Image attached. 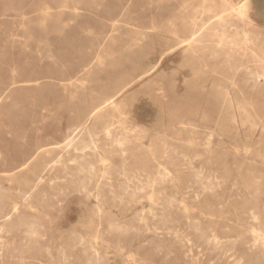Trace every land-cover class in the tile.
Returning <instances> with one entry per match:
<instances>
[{
	"label": "rangeland",
	"instance_id": "obj_1",
	"mask_svg": "<svg viewBox=\"0 0 264 264\" xmlns=\"http://www.w3.org/2000/svg\"><path fill=\"white\" fill-rule=\"evenodd\" d=\"M214 1L218 2V0ZM228 1L233 3L234 7L241 4L245 6L246 18L244 22H240L231 15L229 20L232 30L229 28L226 31L225 35L228 39L222 42L221 46L210 43L196 46L188 45L183 41L187 38V30L196 17H198V23L205 19V16L195 14L198 4H200L199 0H0V198L3 196L6 201L16 202L19 205V215L14 217L16 220L12 219L13 223L10 222V225L13 224L14 227L8 224L10 228L7 223L1 224L0 264H91L90 261L93 259L95 264H177L175 258L179 260L178 264H193L195 261L199 264H220L221 262H223L221 264H264V248L261 246L262 242L264 243V217H262L264 216V85H262L264 84V0H256V19H259L260 22L253 19L245 1ZM188 12L191 14L189 15ZM182 14L183 16H181ZM172 21H176L175 24ZM43 22L45 25L42 24ZM171 29L172 31H170ZM145 32L152 33V35H147ZM236 33L239 34L238 36L243 33L248 35L250 43L246 46L240 45L239 37H234ZM139 35L141 37L143 35V42L140 41ZM172 36L173 38H171ZM234 39L239 42V46L230 47L228 41H234ZM216 40L214 39V41ZM126 47L127 49H125ZM98 50L101 53H98ZM125 52L126 54H124ZM103 53L108 54L109 57ZM128 53L131 54L133 60L130 56L128 57ZM110 55L113 58H110ZM257 56L261 62L257 61ZM120 60L123 61L122 65ZM125 60L126 63H124ZM108 65L109 67H107ZM116 65L118 66L116 67ZM193 75L196 76L195 79ZM261 75H263L262 78L259 77ZM88 78L91 80L93 78V80ZM138 78L139 80H137ZM192 79L194 82L191 81ZM251 80L256 84H252ZM188 90L193 91L189 92ZM208 92L209 96L206 95ZM189 94L190 96H188ZM179 96L181 97L179 98ZM80 98L81 100H79ZM74 99L76 102H73ZM108 99H112L115 106V110H109L110 116L106 118L107 122L111 124L110 136L104 135L103 131L97 129L99 125L95 118L88 119L91 109ZM183 99L187 102L182 101ZM229 100L230 103H227ZM197 101H199L198 105H196ZM177 103L181 108L178 105L176 107ZM219 112L220 114L225 113L220 115ZM216 113L221 120L216 118L218 117ZM169 114H172L171 116L174 118ZM195 114L198 116L196 117ZM123 117L124 119H122ZM85 121H87V129L91 130V140L87 135H83L75 144L78 150L69 149L66 151L53 146V141L61 142L69 127ZM250 126H253V130H250L252 129ZM190 127L192 128L190 129ZM175 137L177 138L175 139ZM116 140L124 143L119 146ZM45 143H48L46 148L51 153L46 154L47 156L43 155V158L41 156L39 161L36 160L30 168L23 170L17 168L26 154ZM242 145L243 147H241ZM52 146L55 147L54 150ZM250 153L251 156H249ZM181 155L184 156V159ZM57 159V163H52ZM61 159L62 161H59ZM260 159L262 160L260 161ZM68 162L72 164L69 165ZM59 164L61 165L59 166ZM101 164L104 165L103 168ZM163 168L169 174L166 180L162 181ZM142 170L143 172L139 173ZM194 171L199 175H196ZM3 174L9 175L4 176ZM67 176L71 179L65 178ZM36 177L42 178V183L35 189L36 191H33L36 194L32 193L26 204L22 202L19 193L22 195L28 192L27 190L35 185ZM94 177H96L95 180ZM193 178H196V181ZM25 179L29 181L27 186ZM221 180L223 181L221 182ZM202 181L203 183H200ZM104 183L105 185H103ZM208 183L211 184L208 185ZM100 184L101 186L96 187ZM173 187H176V192ZM162 188L166 189L163 191ZM156 189L159 191L157 192ZM83 190H87L85 191L86 197ZM51 191L57 192V194H53ZM146 194L149 196L147 197ZM5 195H8L7 198ZM136 195H139L140 200ZM4 198L0 199L1 203H5L4 208L6 206L5 209H8V205L11 203L6 202ZM165 203H169L168 206ZM149 204L152 205L149 206ZM157 211L162 214H158ZM168 212L169 214H167ZM96 214L99 215L95 217ZM178 214L181 219L175 218ZM136 216L137 219H135ZM152 222L154 223L152 224ZM204 222L205 224H203ZM197 223L200 226H197ZM255 233H262L263 240L256 242L253 247L252 239ZM214 234L216 242L211 243V245L214 244L213 249L210 244L209 247H203L202 242L205 243V239L202 237L204 235L214 236ZM90 236L92 237L90 238ZM11 245L12 247H10ZM92 248L97 251L98 259L95 256L93 258ZM87 252L88 254H86ZM87 255L89 256L87 257Z\"/></svg>",
	"mask_w": 264,
	"mask_h": 264
},
{
	"label": "bare ground",
	"instance_id": "obj_2",
	"mask_svg": "<svg viewBox=\"0 0 264 264\" xmlns=\"http://www.w3.org/2000/svg\"><path fill=\"white\" fill-rule=\"evenodd\" d=\"M200 1V4H198V7H197V9H196V11H195V14L196 15H203V16H205V19H203V20H200V18H199V23L197 22V19H198V17H196V19L191 23V26L188 28V30H187V33H188V36H187V38L183 41V43H186V44H188V45H196V46H202L204 43L205 44H214L215 46H221L222 45V42H224L226 39H228V37H226V35H225V33H226V31L230 28H232V26L230 25V20H229V18L231 17V15H233V16H235L238 20H240V22H244V19L246 18V16H245V6H243L242 4L241 5H238V7H234V4L233 3H231L230 1H228V0H218V2H215L214 0H199ZM248 1V0H247ZM247 1H246V3H247ZM45 2V1H44ZM66 2V1H65ZM75 3V2H74ZM41 6V5H40ZM76 6V5H75ZM37 7V6H36ZM43 7V6H42ZM42 7H41V9H42ZM46 7V6H45ZM47 9H48V7H47ZM46 10V9H45ZM39 11V10H38ZM49 11V10H48ZM55 11H59V10H55ZM74 11V10H73ZM44 12H46V11H44ZM53 12V11H52ZM71 12V11H70ZM80 12V11H79ZM190 12V11H189ZM188 12V13H189ZM7 13V12H6ZM48 13H50V12H48ZM58 13V12H57ZM76 13V12H75ZM74 13V14H75ZM128 13V12H127ZM17 14V13H16ZM185 14H186V12H185ZM191 13H189V15H190ZM194 14V15H195ZM40 15V14H39ZM46 15V14H45ZM50 15V14H49ZM62 15V14H61ZM121 15V14H120ZM187 15V14H186ZM185 15V17H187ZM193 15V14H192ZM192 15H191V17H192ZM43 16V15H42ZM41 16V17H42ZM51 16V15H50ZM49 16V17H50ZM58 16V15H57ZM124 16V15H123ZM181 16H183V14L181 15ZM21 17V16H20ZM44 17H46V16H44ZM52 17V16H51ZM234 17V18H235ZM28 18V17H27ZM124 18H125V16H124ZM41 20H42V18H40ZM174 19V18H173ZM189 19V18H188ZM192 19V18H191ZM44 20H46V18H44ZM48 20V19H47ZM51 20V19H50ZM180 20H181V18H180ZM250 20V19H249ZM248 20V21H249ZM58 21V20H57ZM15 22V21H14ZM29 22V21H28ZM38 22H40V21H38ZM172 22H174V21H172ZM176 22V21H175ZM175 22H174V24H175ZM183 22V21H182ZM250 22H251V20H250ZM47 23V22H46ZM168 23V22H167ZM232 23H234V22H232ZM22 24V23H21ZM35 24H39V23H35ZM42 24H44V22L42 23ZM173 24V23H172ZM40 25V24H39ZM45 25V24H44ZM124 25V24H123ZM151 25V24H150ZM167 25V24H166ZM14 26V25H13ZM22 26V25H21ZM42 26V25H41ZM171 26V25H170ZM1 27V26H0ZM40 27V26H39ZM14 28V27H13ZM41 28V27H40ZM132 28V27H131ZM162 28H163V26H162ZM169 28V27H168ZM20 29V28H19ZM24 29V28H23ZM22 29V30H23ZM111 29H112V31H113V24L111 25ZM133 29V28H132ZM135 29V28H134ZM153 29V28H152ZM160 29V28H159ZM165 29H166V27H165ZM28 30V29H27ZM43 30V29H42ZM143 30V29H142ZM154 30V29H153ZM169 30V29H168ZM167 30V32L169 33V31ZM174 30V29H173ZM232 30V29H231ZM155 31V30H154ZM159 31H161V30H159ZM163 31V30H162ZM161 31V32H162ZM170 31H172V29L170 30ZM17 32V31H16ZM143 32H144V30H143ZM164 32V31H163ZM166 32V31H165ZM233 32V31H232ZM27 33H28V31H27ZM139 33H140V31H139ZM142 33V32H141ZM146 33V32H145ZM11 34V33H10ZM85 34V33H84ZM115 34V33H114ZM147 34V33H146ZM148 34L149 35H152V33L150 34L149 32H148ZM147 34V35H148ZM154 35V34H153ZM239 34L238 33H236L235 34V38H237V36H238ZM13 36V35H12ZM140 36V35H139ZM146 36V35H145ZM158 36V35H157ZM248 35H246V34H242L241 36H238L239 37V42H240V45H244V46H246L247 44H249L250 43V39L247 37ZM251 36V35H250ZM259 36V35H258ZM124 37V36H123ZM141 37V36H140ZM142 37H143V35H142ZM142 37L140 38V41H142ZM10 38H11V36H10ZM126 38V37H125ZM149 38V37H148ZM164 38V37H163ZM163 38H161V39H163ZM171 38H173V36L171 37ZM175 38V37H174ZM256 38H258V37H256ZM14 39H16V38H14ZM30 39H31V37H30ZM144 39V38H143ZM214 39H217L216 41H214ZM6 40V39H5ZM10 40V39H9ZM20 40V39H19ZM136 40V39H135ZM145 40V39H144ZM166 40V39H165ZM7 41V40H6ZM23 41V40H22ZM146 41H148L147 39H146ZM163 41H164V39H163ZM171 41V40H170ZM178 41H179V39H178ZM182 41V40H181ZM105 42V41H104ZM131 42H132V40H131ZM143 42V41H142ZM142 42H140V43H142ZM150 42V41H149ZM167 43H168V41H166ZM238 41H235V39H234V41H232V40H229L228 41V44H229V46L230 47H235V46H239L238 45V43H239ZM134 43V42H133ZM147 43V42H146ZM166 43V44H167ZM177 43H179V42H177ZM181 43V42H180ZM105 44V43H104ZM134 44H136V43H134ZM146 45V44H145ZM164 45V44H163ZM168 45V44H167ZM182 45H184V44H182ZM181 45V46H182ZM134 46V45H133ZM140 46V45H139ZM102 47H104V46H102ZM130 47H131V44H130ZM129 47V48H130ZM141 47V46H140ZM146 47V46H145ZM179 47V46H178ZM129 48H128V50H129ZM191 48V47H190ZM103 49V48H102ZM125 49H127V47L125 48ZM100 50H101V48H100ZM106 50V49H105ZM127 50V51H128ZM136 50V49H135ZM186 50V49H185ZM190 50H192V49H190ZM2 51V50H1ZM137 51V50H136ZM174 51V50H173ZM100 51L98 50V53H99ZM103 52V51H102ZM105 52V51H104ZM124 52V51H123ZM130 52H132L131 50H130ZM170 52V51H169ZM101 53V52H100ZM140 53H141V51H140ZM139 53V54H140ZM168 53V52H167ZM190 53H191V51H190ZM103 54H106V53H103ZM103 54H101V55H103ZM119 54V53H118ZM121 54H123V53H121ZM124 54H126V52L124 53ZM129 54V55H128ZM127 55H128V57L131 55L130 53H128ZM133 54V53H132ZM135 54V53H134ZM139 54H137V55H139ZM142 54V53H141ZM140 54V55H141ZM169 54V53H168ZM107 56H108V54H106ZM114 55V54H113ZM116 55V54H115ZM161 55V54H160ZM192 55V54H191ZM195 56H196V54H194ZM112 55H110V58H113V56L111 57ZM118 56V55H117ZM116 56V57H117ZM135 56V55H134ZM188 56V55H187ZM106 57V56H105ZM104 57V58H105ZM109 57V56H108ZM122 57V55L120 56V58ZM197 57V56H196ZM123 58H125L124 56H123ZM130 58H131V56H130ZM135 58V57H134ZM137 58V57H136ZM144 58V57H143ZM160 58H161V56H160ZM165 58V57H164ZM108 59V58H107ZM106 59V60H107ZM116 60H118L117 58H115ZM128 59V58H127ZM132 59V58H131ZM256 59H257V61H259V62H261V59L257 56L256 57ZM109 60V59H108ZM123 60V59H122ZM122 60H120V61H122ZM133 60V59H132ZM137 60V59H136ZM159 60V59H158ZM230 60H232V59H230ZM113 61H115V60H113ZM129 61V60H128ZM131 61V60H130ZM139 61V60H138ZM188 61V60H187ZM94 62V61H93ZM92 62V63H93ZM110 62V61H109ZM185 62V61H184ZM192 63H193V61H191ZM197 62H199V61H197ZM224 62H225V60H224ZM228 62V61H227ZM95 63V62H94ZM122 63H123V61L121 62V65H122ZM124 63H126V60H125V62ZM232 63V62H231ZM96 64H99V63H97L96 62ZM116 64V63H115ZM133 64V63H132ZM158 64H160V63H158ZM184 64V63H183ZM202 64V63H201ZM204 64V63H203ZM223 64V63H222ZM100 65V64H99ZM98 65V66H99ZM106 65V64H105ZM109 65H114V64H109ZM109 65L107 66V67H109ZM121 65H120V67H121ZM127 66H128V64H126ZM125 65V66H126ZM136 65H139L138 63H136ZM179 65V64H178ZM186 65V64H185ZM189 65V64H188ZM240 65V64H239ZM93 66H94V64H93ZM97 66V67H98ZM115 66V65H114ZM118 65H116V67H117ZM134 66V65H133ZM152 66V65H151ZM155 66V65H154ZM157 66V65H156ZM181 66H183V65H181ZM96 67V68H97ZM99 67H101V66H99ZM106 67V68H107ZM113 67V66H112ZM122 67H124V66H122ZM130 67V66H129ZM128 67V68H129ZM137 67V66H136ZM141 67V66H140ZM186 67V66H185ZM90 68V67H89ZM126 68V67H125ZM131 68V67H130ZM148 68V67H147ZM181 68V67H180ZM205 68V67H204ZM204 68H203V70H204ZM231 68V67H230ZM95 69V68H94ZM119 69H121V68H119ZM132 69V68H131ZM137 69H138V67H137ZM144 69V68H143ZM151 69V68H150ZM183 69V68H182ZM198 69V68H197ZM117 70V69H116ZM128 69H126V71H127ZM147 70V69H146ZM145 70V71H146ZM155 70V69H154ZM82 71V70H81ZM123 71H124V69H123ZM130 71V70H129ZM138 71V70H137ZM147 71H149V70H147ZM146 71V72H147ZM174 71H177V70H174ZM208 71V70H207ZM230 71V70H229ZM85 72V71H84ZM111 72H112V69H111ZM119 72V71H118ZM125 72V71H124ZM133 72H134V70H133ZM145 72V73H146ZM162 72V71H161ZM173 72V71H172ZM196 72V71H195ZM199 72H200V69H199ZM198 72V73H199ZM86 73V72H85ZM103 73V72H102ZM115 73V72H114ZM120 73V72H119ZM126 73V72H125ZM127 73H129L128 71H127ZM135 73V72H134ZM144 73V74H145ZM174 73V72H173ZM177 73V72H176ZM104 74V73H103ZM120 74H122V73H120ZM130 74V73H129ZM136 74V73H135ZM143 74V73H142ZM171 74V73H170ZM255 74H256V71H255ZM98 75V74H97ZM100 75H102V74H100ZM140 75V74H139ZM139 75H137V76H139ZM201 75V74H200ZM214 75V74H213ZM245 75H248V74H245ZM95 76H96V74H95ZM99 76V75H98ZM146 76V75H145ZM174 77H176L175 75H173ZM205 76V75H204ZM256 76H258L257 74H256ZM76 77H78V76H76ZM122 77V76H121ZM129 77V76H128ZM127 77V78H128ZM166 77V76H165ZM164 77V78H165ZM173 77V78H174ZM193 77H194V79H195V75H193ZM217 77H219V76H217ZM260 78H262L263 77V75H261V76H259ZM168 78V77H167ZM172 78V79H173ZM210 78V77H209ZM87 79V78H86ZM89 79V78H88ZM129 79H131L132 80V78H129ZM141 79V78H140ZM190 79V78H189ZM189 79H188V81H189ZM197 79V78H196ZM89 80H91V79H89ZM88 80V81H89ZM92 80H93V78H92ZM91 80V81H92ZM137 80H139V78L137 79ZM167 80V79H166ZM169 80V79H168ZM97 81H98V79H97ZM97 81H94V82H97ZM100 81V80H99ZM116 81H117V79H116ZM172 81V80H171ZM192 82H194V80L192 79L191 80ZM216 81V80H215ZM225 81V80H224ZM244 81V80H243ZM247 81V80H246ZM252 81V80H251ZM72 82V81H71ZM73 82H74V80H73ZM93 82V83H94ZM173 82H174V79H173ZM176 82V81H175ZM183 82V81H182ZM218 82V81H217ZM216 82V84H218ZM233 82V81H232ZM261 82H263L262 80H261ZM81 83V82H80ZM87 83V82H86ZM105 83V82H104ZM212 83V82H211ZM219 83H220V81H219ZM253 83H255V82H253L252 81V84ZM257 83H258V79H257ZM35 84V83H34ZM91 84V83H90ZM98 84V83H97ZM103 84V83H102ZM117 84V83H116ZM175 84V83H174ZM183 84V83H182ZM186 84V83H185ZM184 84V85H185ZM189 84V83H188ZM215 84V86H217ZM225 84V83H224ZM256 84V83H255ZM254 84V85H255ZM262 84V83H261ZM87 85H88V83H87ZM86 85V86H87ZM94 85H95V83H94ZM104 85V84H103ZM195 85V84H194ZM262 85H264V84H262ZM83 86V85H82ZM91 86V85H90ZM98 86V85H97ZM124 86V85H123ZM183 86V85H182ZM192 86V85H191ZM190 86V87H191ZM197 86H199V85H197ZM201 86V85H200ZM212 86H213V84H212ZM230 86V85H229ZM234 86V85H233ZM69 87H70V85H69ZM172 87H173V85H172ZM175 87V86H174ZM184 87V86H183ZM189 87V88H190ZM206 87V86H205ZM205 87H203V88H205ZM87 88H88V86H87ZM98 88H100V87H98ZM170 88V87H169ZM192 88H193V86H192ZM195 88V87H194ZM213 88V87H212ZM217 88V87H216ZM220 88V87H219ZM230 88H232V87H230ZM95 89H97V88H95ZM101 89V88H100ZM108 89H109V87H108ZM118 89V88H117ZM196 89V88H195ZM194 89V90H195ZM199 89V88H198ZM201 89V88H200ZM208 89H209V87H208ZM227 89V88H226ZM254 89V88H253ZM76 90V89H75ZM78 90H79V87H78ZM80 90H81V88H80ZM84 90V89H83ZM82 90V91H83ZM90 90V89H89ZM126 90V89H125ZM172 90V89H171ZM186 90V89H185ZM221 90V89H220ZM225 90V89H224ZM233 90V89H232ZM82 91H80L81 93H82ZM85 91V90H84ZM105 91V90H104ZM122 91H124V90H122ZM189 91V90H188ZM190 91H193V90H190ZM189 91V92H190ZM198 91V90H197ZM208 91V90H207ZM217 91H219V90H217ZM223 91V90H222ZM231 91V90H230ZM237 91H239V90H237ZM236 91V92H237ZM264 91V90H263ZM92 92V91H91ZM173 92H175L174 91V89H173ZM210 92V91H209ZM209 92L206 94V95H208L209 94ZM234 92V91H233ZM81 93H80V95H81ZM84 93V92H83ZM95 93V92H94ZM171 93V92H170ZM199 93V92H198ZM219 94H221L220 92H218ZM79 94V93H78ZM92 94V93H91ZM120 94V93H119ZM118 94V95H119ZM175 94V93H174ZM183 94H186V93H184L183 92ZM205 94V93H204ZM215 94V93H214ZM225 94V93H224ZM227 94H228V92H227ZM76 95V94H75ZM80 95H78V96H80ZM191 95H194V94H192L191 93ZM222 95H223V92H222ZM226 95V94H225ZM85 96V95H84ZM188 96H190V94L188 95ZM188 96H187V98H188ZM199 96V95H198ZM201 96V95H200ZM202 96H205V95H202ZM209 96V95H208ZM213 96V95H212ZM81 97V96H80ZM110 97V96H109ZM176 97V96H175ZM175 97H174V99H175ZM181 96H179V98H180ZM196 97V96H195ZM194 97V98H195ZM206 97V96H205ZM214 97V96H213ZM217 97V96H216ZM219 97V96H218ZM217 97V98H218ZM224 97V96H223ZM228 97V96H227ZM226 97V98H227ZM74 98V97H73ZM77 98V97H76ZM75 98V99H76ZM82 98V97H81ZM81 98L79 99V100H81ZM104 98V97H103ZM178 98V99H179ZM183 98V97H182ZM185 98V97H184ZM191 98V97H190ZM198 98V97H197ZM203 98V97H202ZM75 99L73 100V102L75 101ZM107 99V98H106ZM164 99V98H163ZM199 99H200V97H199ZM199 99H197V100H199ZM211 99H213V98H211ZM229 99V98H228ZM227 99V100H228ZM77 100V99H76ZM85 100V99H84ZM177 100V99H176ZM191 100V99H190ZM202 100V99H201ZM216 100V99H215ZM241 100V99H240ZM83 101V100H82ZM86 101V100H85ZM165 101V100H164ZM182 101H184V99L182 100ZM186 101V100H185ZM184 101V102H185ZM194 101H195V99H194ZM194 101H192V102H194ZM205 101H207L208 102V100H205ZM221 101V100H220ZM242 101V100H241ZM76 102V101H75ZM78 102V101H77ZM97 102V101H96ZM178 103H179V100L177 101ZM187 102V101H186ZM185 102V103H186ZM198 102L199 101H197V104L196 105H198ZM202 102V101H201ZM200 102V103H201ZM214 102V101H213ZM218 102H219V100H218ZM224 102V101H223ZM244 102V101H243ZM81 103V102H80ZM86 103V102H85ZM178 103L176 104V107H177V105H178ZM184 103V104H185ZM189 103V102H188ZM215 103V102H214ZM222 103V102H221ZM227 103H230V100H229V102H227ZM226 103V104H227ZM235 103V102H234ZM75 104H77V103H75ZM98 104V103H97ZM183 104V105H184ZM193 104V103H192ZM209 104H210V102H209ZM208 104V105H209ZM219 104V103H218ZM244 104V103H243ZM80 105V104H79ZM83 105H85L86 106V104H83ZM206 105H207V103H206ZM207 105V106H208ZM220 105V104H219ZM240 105V104H239ZM248 105V104H247ZM251 105V104H250ZM69 106H70V104H69ZM78 106V105H77ZM76 106V107H77ZM179 106V105H178ZM204 106V105H203ZM217 106V105H216ZM231 106V105H230ZM233 106V105H232ZM246 106V105H245ZM82 107V106H81ZM173 107V106H172ZM171 107V108H172ZM180 107V106H179ZM178 107V108H179ZM208 107H210V106H208ZM229 107V106H228ZM85 108V107H84ZM181 108V107H180ZM184 108H185V106H184ZM197 108V107H196ZM202 108H204V107H202ZM218 108H219V106H218ZM224 108H225V106H224ZM227 108V107H226ZM248 108V107H247ZM86 109V108H85ZM113 109L115 110V106L113 105V102H112V99H108V100H105V101H103V102H101L100 104H98V105H96V106H94L92 109H91V111L89 112V117H88V119H91V118H95L96 120H97V122H98V127H97V129L99 128V131H103V133H104V135H106V136H110L109 134H110V131H111V124H109L108 122H107V120H106V118L108 117V116H110V114H109V110H111V111H113ZM170 109V108H169ZM192 109H194V108H192ZM206 109V108H205ZM217 109V108H216ZM215 109V110H216ZM60 110V109H59ZM79 110V109H78ZM82 110H83V108H82ZM172 110H173V108H172ZM179 111H180V109H178ZM186 110V109H185ZM199 110V109H198ZM209 110V109H208ZM221 110H222V108H221ZM241 110H243V109H241ZM61 111V110H60ZM70 111V110H69ZM170 111H171V109H170ZM177 111V110H176ZM175 111V112H176ZM178 111V113H180ZM204 111V110H203ZM210 111V110H209ZM222 111H224V110H222ZM233 111V110H232ZM231 111V112H232ZM77 112V111H76ZM80 112V111H79ZM117 112V111H116ZM160 112H162V111H160ZM196 112V111H195ZM199 112V111H198ZM205 112V111H204ZM211 112V111H210ZM237 112V111H236ZM83 113V112H82ZM186 113V112H185ZM197 113V112H196ZM207 113V112H206ZM205 113V114H206ZM218 113V112H217ZM216 113V114H217ZM225 113V112H224ZM224 113H222V114H224ZM254 113V112H253ZM116 114V113H115ZM119 114V113H118ZM163 114V113H162ZM173 114V113H172ZM171 114V115H172ZM198 114V113H197ZM208 114V113H207ZM219 114H220V112H219ZM222 114H220V115H222ZM255 114V113H254ZM254 114H252V115H254ZM80 115V114H79ZM83 115V114H82ZM170 115V114H169ZM170 115V116H171ZM175 115H176V113H175ZM187 115V114H186ZM193 115V114H192ZM196 115V114H195ZM203 115V114H202ZM201 115V116H202ZM218 115V114H217ZM174 116V115H173ZM178 116V115H177ZM198 115H196V117H197ZM204 116V115H203ZM226 116V115H225ZM230 116V115H229ZM228 116V117H229ZM234 116V115H233ZM172 117V116H171ZM180 117V116H179ZM185 117V116H184ZM192 117V116H191ZM231 117V116H230ZM255 117V116H254ZM86 118V117H85ZM172 118H174V117H172ZM188 118V117H187ZM211 118V117H210ZM217 119H219L220 117H219V115H218V117H216ZM122 119H124V117L122 118ZM178 119V118H177ZM206 119V118H205ZM204 119V120H205ZM232 119V118H231ZM233 119H235V118H233ZM79 120V119H78ZM115 120V119H114ZM162 121V119H159V121ZM174 120V119H173ZM176 120V119H175ZM179 120V119H178ZM181 120V119H180ZM183 120V119H182ZM209 120V119H208ZM211 120V119H210ZM220 120H221V118H220ZM219 120V121H220ZM80 121V120H79ZM117 121V120H116ZM119 121V120H118ZM199 121V120H198ZM234 121V120H233ZM86 122L87 121H85L84 123H76L75 125H73V126H71V127H69L68 128V130L65 132V134H64V136H63V138H62V140H61V142H54L53 141V146L55 145V147L57 146V147H60L62 150H69V149H74V150H78L77 148H76V146H75V144H76V142L77 141H79L80 140V138L81 137H83V135L84 136H88V138H90V140H91V133H90V131L91 130H88L87 129V126H86ZM182 122H184V121H182ZM200 122V121H199ZM203 122V121H202ZM212 122V121H211ZM181 123V122H180ZM233 123H235V122H233ZM253 123V122H252ZM200 124H201V122H200ZM216 124H217V122H216ZM236 124V123H235ZM244 124V123H243ZM261 124H262V122H261ZM225 125V124H224ZM250 125V124H249ZM126 126H128V125H126ZM158 126V125H157ZM162 126H163V124H162ZM167 126V125H166ZM181 126V125H180ZM240 126V125H239ZM253 126H254V123H253ZM253 126L251 127L252 129H250V130H253ZM262 126V125H261ZM178 127V126H177ZM183 127V126H182ZM214 127H215V124H214ZM223 127V126H222ZM241 127H243V126H241ZM92 128V127H91ZM170 128V127H169ZM185 128V127H184ZM183 128V129H184ZM192 127H190V129H191ZM240 128V127H239ZM255 129H256V127H254ZM181 130H183L182 128H180ZM218 129L220 130V128L218 127ZM130 130V129H129ZM200 130V129H199ZM261 130V129H260ZM117 131V130H116ZM120 131V130H119ZM176 131V130H175ZM190 131V130H189ZM263 131V130H262ZM124 132V131H123ZM207 132H209V131H207ZM238 132V131H237ZM241 132H243V131H241ZM253 132V131H252ZM117 133V132H116ZM132 133V132H131ZM152 133H154V132H152ZM179 133V132H178ZM189 133V132H188ZM212 133V132H211ZM248 133H250V132H248ZM118 134V133H117ZM137 134V133H136ZM145 134V133H144ZM194 134V133H193ZM238 134V133H237ZM244 134V133H243ZM247 134V133H246ZM263 134H264V132H263ZM132 135V134H131ZM250 135V134H249ZM248 135V136H249ZM261 135H262V133H261ZM95 136V135H94ZM126 136V135H125ZM146 136V135H145ZM178 136V135H177ZM186 136H188V135H186ZM190 136V135H189ZM238 136V135H237ZM252 136V135H251ZM116 137H118V136H116ZM132 137V136H131ZM191 137V136H190ZM197 137V136H196ZM211 137V136H210ZM259 137V136H258ZM262 137V136H261ZM87 138V137H86ZM93 138H95V137H93ZM107 138V137H106ZM134 138V137H133ZM138 138V137H137ZM136 138V139H137ZM177 137H175V139H176ZM186 138V137H185ZM189 138V137H188ZM212 138V137H211ZM218 138V137H217ZM237 138V137H236ZM97 139V138H96ZM95 139V140H96ZM140 139V138H139ZM143 139V138H142ZM142 139H140V140H142ZM198 139V138H197ZM219 139V138H218ZM252 139V138H251ZM125 140H127V139H125ZM139 140V141H140ZM144 140V139H143ZM150 140V139H149ZM185 140H187V138L185 139ZM211 140V139H210ZM246 141H247V139H245ZM244 140V141H245ZM249 140V139H248ZM261 140V139H260ZM122 141V140H121ZM250 141V140H249ZM262 141H263V139H262ZM140 142H142V141H140ZM144 142V141H143ZM164 142V141H163ZM188 142V141H187ZM250 142H252V141H250ZM254 142H255V140H254ZM259 142H261V141H259ZM259 142H257V143H259ZM116 143L119 145V146H121L120 144H122V143H124V142H120V141H117L116 140ZM153 143V142H152ZM188 143H190V142H188ZM207 143V142H206ZM257 143H255L256 145H257ZM263 143H264V141H263ZM116 144V145H117ZM147 144H150V143H147ZM162 144V143H161ZM186 144V143H185ZM243 144V143H242ZM250 144V143H249ZM59 145V146H58ZM90 145H92V144H90ZM151 145V144H150ZM187 145V144H186ZM262 145V144H261ZM48 146V143H45V144H43V145H39V146H37L36 148H34V150H32L30 153H28V154H26L25 155V158L23 159V161H22V163L17 167V168H19L20 170H23V169H27V168H30L31 167V165L36 161V160H38L39 161V158L42 156V158H43V155H46V154H49V153H51V151L50 150H48V148H46ZM52 146V147H53ZM93 146V145H92ZM91 146V147H92ZM189 146V145H188ZM255 146V145H254ZM55 147H53V150H54V148ZM56 147V148H57ZM94 147V146H93ZM117 147V146H116ZM134 147V146H133ZM241 147H243V145L241 146ZM247 147H248V145H247ZM261 147V146H260ZM264 147V146H263ZM119 149H120V147H118ZM123 148V147H122ZM144 148H146V147H144ZM164 148V147H163ZM215 148V147H214ZM51 149V148H50ZM58 149V148H57ZM93 149V148H92ZM110 149V148H109ZM149 149H151V148H149ZM148 149V150H149ZM170 149V148H169ZM208 149V148H207ZM219 149V148H218ZM232 149V148H231ZM234 149V148H233ZM243 149V148H242ZM256 149V148H255ZM259 149V148H258ZM257 149V150H258ZM263 149V148H262ZM87 150V149H86ZM163 150V149H162ZM171 150V149H170ZM247 150V149H246ZM254 150V149H253ZM94 151V150H93ZM97 151V150H96ZM96 151H94V152H96ZM164 151V150H163ZM172 151V150H171ZM240 151V150H239ZM241 151H244V150H241ZM261 151V150H260ZM91 152V151H90ZM93 152V153H94ZM144 152H145V150H144ZM179 153H180V150L178 151ZM178 152H177V154H178ZM232 152H234V151H232ZM249 152V151H248ZM73 153V152H72ZM173 153V152H172ZM211 153V152H210ZM237 153V152H236ZM242 153V152H241ZM259 153V152H258ZM82 154V153H81ZM96 154V153H95ZM122 155H123V152H122ZM142 155H143V153H142ZM152 155V154H151ZM210 155V154H209ZM246 155V154H245ZM245 155H244V157H245ZM256 155H258L257 153H256ZM47 156V155H46ZM156 156V155H155ZM182 156V155H181ZM249 156H251V153L249 154ZM248 156V157H249ZM94 157V156H93ZM100 157V156H99ZM104 157V156H103ZM125 157V156H124ZM178 157V156H177ZM180 157V156H179ZM183 158L182 159H184V156H182ZM253 157V156H252ZM256 157V156H255ZM254 157V158H255ZM59 158V157H58ZM100 158H102V157H100ZM140 158H141V156H140ZM257 158V157H256ZM54 159V158H53ZM192 159V158H191ZM263 159V158H262ZM262 159H260V161L262 160ZM152 160V159H151ZM189 160V159H188ZM257 160V159H256ZM59 161H62V159L61 160H59ZM68 161V160H67ZM99 161H100V159H99ZM157 161V160H156ZM155 161V162H156ZM160 161V160H159ZM58 162V159L57 160H54V161H52V163H57ZM80 162H81V160H80ZM79 162V163H80ZM106 162H108V161H106ZM124 162V161H123ZM154 162V161H153ZM170 162V161H169ZM263 162V161H262ZM63 163V162H62ZM99 163V162H98ZM105 163V162H104ZM126 163V162H125ZM189 164H191L190 162H188ZM68 164L70 165V164H72V163H69L68 162ZM107 164V163H106ZM154 164H156V163H154ZM233 164V163H232ZM61 164H59V166H60ZM99 165V164H98ZM125 165V164H124ZM64 166V165H63ZM74 166V165H73ZM101 166H102V164H101ZM104 166V165H103ZM103 166H102V168H103ZM50 167V166H49ZM78 167V166H77ZM190 167V166H189ZM232 167V166H231ZM46 168H48V167H46ZM53 168V167H52ZM61 168V167H60ZM107 168V167H106ZM122 168V167H121ZM159 168H162V167H159ZM175 168V167H174ZM183 168V167H182ZM18 169V170H19ZM41 169V168H40ZM66 169V168H65ZM118 169H120V168H118ZM177 169V168H176ZM179 169V168H178ZM184 169V168H183ZM199 170H201L200 168H198ZM211 169V168H210ZM235 169V168H234ZM13 170V169H12ZM46 170V169H45ZM158 170V169H157ZM190 170V169H189ZM195 170V169H194ZM233 170V169H232ZM11 171V170H10ZM90 171H92V170H90ZM120 171V170H119ZM136 171V170H135ZM159 171V170H158ZM163 171H164V173H163V176H162V181L163 180H166V177H167V175L169 174L168 172H167V170L165 169V168H163ZM45 172V171H44ZM88 172V171H87ZM116 172H117V170H116ZM121 172V171H120ZM123 172V171H122ZM143 172V170L141 171V172H139V173H142ZM187 172V171H186ZM195 172V171H194ZM199 172V171H198ZM210 172V171H209ZM77 173H79V172H77ZM94 173V172H93ZM136 173V172H135ZM189 173H191V172H189ZM196 173V172H195ZM10 174V173H9ZM9 174H5V175H9ZM46 174V173H45ZM72 174H73V171H72ZM75 174V173H74ZM92 174V173H91ZM101 174V173H100ZM160 174H162V173H160ZM175 174H176V172H175ZM215 174V173H214ZM4 175V174H3ZM4 175V176H5ZM50 175V174H49ZM84 175V174H83ZM94 175H95V173H94ZM145 175V174H144ZM171 175V174H170ZM173 175V174H172ZM196 175H199V174H197L196 173ZM209 175V174H208ZM207 175V176H208ZM210 175H212L211 173H210ZM210 175H209V177H210ZM261 175V174H260ZM41 176H42V174H41ZM82 176V175H81ZM85 176V175H84ZM101 176H102V174H101ZM104 176V175H103ZM153 176V175H152ZM177 176V175H176ZM195 176V175H194ZM203 176V175H202ZM238 176V175H237ZM14 177H16V176H14ZM106 177H108V176H106ZM154 177V176H153ZM157 177V176H156ZM155 177V178H156ZM170 177V176H169ZM19 178V177H18ZM65 178H68V179H71V178H69L68 176L67 177H65ZM77 178H79L78 176H77ZM91 178V177H90ZM95 178L96 177H94V180H95ZM141 178V177H140ZM148 178H149V176H148ZM173 178V177H172ZM174 178H175V176H174ZM191 178V177H190ZM214 178V177H213ZM88 179V178H87ZM99 179V178H98ZM109 179H110V177H109ZM120 179V178H119ZM134 179V178H133ZM146 179V178H145ZM153 179V178H152ZM158 179H160V177L158 176ZM194 179V178H193ZM198 179V178H197ZM241 179V178H240ZM11 180H12V177H11ZM13 180H15V179H13ZM75 180H76V178H75ZM121 180H123V179H121ZM130 180V179H129ZM143 180V179H142ZM169 180V179H168ZM170 180H171V178H170ZM176 180V179H175ZM178 180V179H177ZM195 181H196V178L194 179ZM212 180V179H211ZM210 180V181H211ZM214 180V179H213ZM232 180V179H231ZM71 181V180H70ZM87 181V180H86ZM92 181V180H91ZM90 181V182H91ZM107 181V180H106ZM116 181V180H115ZM140 181V180H139ZM161 181V182H162ZM174 181V180H173ZM172 181V182H173ZM198 181V180H197ZM203 181H204V178H203ZM203 181L202 182H200V183H203ZM223 180H221V182H222ZM62 182V181H61ZM72 182V181H71ZM71 182H69V183H71ZM80 182H81V180H80ZM108 182V181H107ZM117 182V181H116ZM134 182V181H133ZM138 182V181H137ZM136 182V183H137ZM147 182V181H146ZM29 183V181L28 180H26L25 179V184H26V186H27V184ZM41 183H42V178H40V177H36V179H35V185H33L30 189H28L27 191L28 192H26V193H24V194H20L19 193V197H21V200H22V202H24V203H26L27 202V200L31 197L30 195L33 193V191H36L35 189L39 186V185H41ZM56 183V182H55ZM58 183V182H57ZM56 183V184H57ZM64 183V182H63ZM62 183V184H63ZM98 183V182H97ZM110 183V182H109ZM123 183V182H122ZM126 183V182H125ZM157 183V182H156ZM218 183V182H217ZM239 183H240V181H239ZM50 184V183H49ZM52 184V183H51ZM82 184V183H81ZM85 184V183H84ZM89 184V183H88ZM87 184V185H88ZM126 184H128V182L126 183ZM145 184V183H144ZM162 184V183H161ZM165 184V183H164ZM171 184V183H170ZM173 184V183H172ZM193 184H194V181H193ZM199 184V183H198ZM197 184V185H198ZM209 184H211V183H208V185ZM223 184V183H222ZM54 185V184H53ZM59 185H60V183H59ZM66 185V184H65ZM76 185H78V184H76ZM80 185V184H79ZM103 185H105V183L103 184ZM106 185H107V183H106ZM108 185H110V184H108ZM124 185V184H123ZM167 185H169V184H167ZM174 185V184H173ZM46 186V185H45ZM48 186V185H47ZM52 186V185H51ZM83 186V185H82ZM81 186V187H82ZM98 186H101V184L100 185H97L96 187H98ZM122 186V185H121ZM159 186V185H158ZM166 186V185H165ZM193 186V185H192ZM215 186V185H214ZM224 186V185H223ZM222 186V187H223ZM23 187V186H22ZM29 187V186H28ZM40 187V186H39ZM71 187H73V186H71ZM77 187V186H76ZM89 187V186H88ZM87 187V188H88ZM123 187V186H122ZM138 187H141V186H138ZM149 187H151V186H149ZM154 187V186H153ZM177 187H179V186H177ZM194 187V186H193ZM196 187V186H195ZM199 187H200V184H199ZM209 187V186H208ZM216 187V186H215ZM221 187V188H222ZM49 188V187H48ZM54 188V187H53ZM152 188V187H151ZM151 188H149V189H151ZM156 188V187H155ZM174 188V187H173ZM176 188V187H175ZM175 188H174V191L176 192V190H175ZM202 188H203V186H202ZM214 188V187H213ZM226 188V187H225ZM18 189V188H17ZM65 189V188H64ZM98 189V188H97ZM103 189H104V187H103ZM105 189H106V187H105ZM108 189H110V188H108ZM107 189V190H108ZM166 189V188H165ZM164 189V190H165ZM218 189H219V186H218ZM232 189V188H231ZM25 190H26V188H25ZM53 190V189H52ZM99 190V189H98ZM111 190V189H110ZM122 191H123V188L121 189ZM120 190V191H121ZM152 190V189H151ZM157 190V189H156ZM162 190H163V188H162ZM163 190V191H164ZM169 190V189H168ZM187 190V189H186ZM189 190H190V188H189ZM201 190V189H200ZM200 190H198V191H200ZM204 190V189H203ZM220 190V189H219ZM8 191V190H7ZM48 191H50V189H48ZM62 191V190H61ZM66 192H67V190H65ZM73 191V190H72ZM84 192V195H85V191H87V190H83ZM125 191V190H124ZM129 191V190H128ZM147 191H149V190H147ZM153 191H155L154 189H153ZM152 191V192H153ZM159 191V189L157 190V192ZM188 191V190H187ZM195 191H197V190H195ZM205 191H207V190H205ZM1 192V191H0ZM9 192V191H8ZM7 192V193H8ZM52 192V191H51ZM74 192V191H73ZM102 192V191H101ZM112 192V191H111ZM140 192V191H139ZM138 192V193H139ZM151 192V191H150ZM161 192V191H160ZM169 192V191H168ZM174 192V193H175ZM211 192V191H210ZM209 192V193H210ZM23 193V192H22ZM53 194L54 193H56L57 194V192H52ZM62 193H63V191H62ZM78 193V192H77ZM125 193V192H124ZM135 193H136V191H135ZM146 193V192H145ZM165 193V192H164ZM170 194H171V192H169ZM194 193V192H193ZM198 193V192H197ZM239 193V192H238ZM258 193V192H257ZM262 193V192H261ZM3 194H5L4 192H3ZM9 194H10V192H9ZM11 194H12V192H11ZM34 194V193H33ZM36 194V193H35ZM34 194V195H35ZM38 194V193H37ZM74 195H75V193H73ZM78 194H80V193H78ZM82 194V193H81ZM122 194V193H121ZM126 194V193H125ZM124 194V195H125ZM153 194V193H152ZM151 194V195H152ZM190 194H192V193H190ZM263 194V193H262ZM42 195H44V194H42ZM77 195V194H76ZM103 195V194H102ZM111 195V194H110ZM141 196L143 195V194H140ZM147 195V194H146ZM160 195V194H159ZM164 195V194H163ZM180 195V194H179ZM195 195V194H194ZM203 195V194H202ZM248 195V194H247ZM2 196V195H1ZM6 196V198H7V196L8 195H5ZM47 196H48V194H47ZM92 196V195H91ZM137 196V198L139 197V195H136ZM149 195H147V197H148ZM157 196V195H156ZM155 196V197H156ZM172 196V195H171ZM176 196V195H175ZM178 196V195H177ZM197 196H199V195H197ZM215 196H216V194H215ZM52 197V196H51ZM58 197V196H57ZM85 197H86V195H85ZM117 197H118V195H117ZM131 197V196H130ZM151 197V196H150ZM154 197V196H153ZM153 197H152V199H153ZM160 197H162V196H160ZM165 197V196H164ZM178 197H180V196H178ZM1 198H4L3 196L1 197ZM0 198V199H1ZM13 198V197H12ZM53 198H55V197H53ZM103 198V197H102ZM120 198V197H119ZM157 198H159V197H157ZM187 198V197H186ZM194 198H197V197H194ZM32 199V198H31ZM49 199V198H48ZM84 199H86V198H84ZM100 199V198H99ZM155 199V198H154ZM169 199V198H168ZM180 199V198H179ZM4 200L6 201V199L4 198ZM9 200V199H8ZM15 200H16V198H15ZM40 200V199H39ZM45 200V199H44ZM52 200V199H51ZM56 200V199H55ZM54 200V201H55ZM87 200H89L88 198H87ZM94 200H96V199H94ZM98 200V199H97ZM133 200H134V198H133ZM138 200H140L139 198H138ZM137 200V201H138ZM166 200V199H165ZM171 200V199H170ZM177 200V199H176ZM182 200V199H181ZM191 200V199H190ZM198 200V199H197ZM222 200V199H221ZM239 200V199H238ZM1 201L2 200H0V230L2 229V227H1V224L3 223V224H5V223H7V225L9 224L10 225V222H12V219L18 214L19 215V205L16 203V202H12L11 203V201L10 202H8V201H6V202H8V203H11L10 205H8V209H5L6 208V206H5V208H4V204L5 203H1ZM17 201V200H16ZM35 201V200H34ZM86 201V200H85ZM99 201V200H98ZM102 201V200H101ZM135 201V200H134ZM142 201H145V200H142ZM172 201V200H171ZM174 201V200H173ZM172 201V202H173ZM199 201V200H198ZM197 201V202H198ZM241 201V200H240ZM31 202V201H30ZM49 202H51L50 200H49ZM88 202V201H87ZM124 202V201H123ZM125 202H126V200H125ZM155 202H156V200H155ZM165 202H167V201H165ZM169 202V201H168ZM175 202V201H174ZM181 202V201H180ZM182 202H183V200H182ZM196 202V201H195ZM227 202V201H226ZM38 203V202H37ZM44 203V202H43ZM101 203V202H100ZM137 203H139V202H137ZM143 203V202H142ZM158 203V202H157ZM160 203V202H159ZM158 203V204H159ZM170 203V202H169ZM168 203V204H169ZM188 203V202H187ZM194 203V202H193ZM27 204V203H26ZM42 204V203H41ZM62 204V203H61ZM121 204V203H120ZM128 204V203H127ZM153 204V203H152ZM152 204H149V206L150 205H152ZM165 204H167V203H165ZM164 204V205H165ZM168 204H167V206H168ZM184 204V203H183ZM186 204V203H185ZM189 204V203H188ZM187 204V205H188ZM227 204V203H226ZM225 204V205H226ZM6 205V204H5ZM29 205V204H28ZM58 205V204H57ZM102 205H104V204H102ZM139 205V204H138ZM171 205V204H170ZM181 205V204H180ZM262 205V204H261ZM23 206V205H22ZM27 206V205H26ZM60 206V205H59ZM96 206V205H95ZM101 206V205H100ZM126 206H129V205H126ZM125 206V207H126ZM140 206H142V205H140ZM154 207H155V205H153ZM172 206H174V205H172ZM179 206V205H178ZM184 206V205H183ZM32 207V206H31ZM97 207V206H96ZM102 207V206H101ZM123 207V206H122ZM152 207V206H151ZM164 207V206H163ZM171 207V206H170ZM186 207V206H185ZM192 207V206H191ZM207 207V206H206ZM219 207V206H218ZM224 207V206H223ZM226 207V206H225ZM262 207V206H261ZM25 208V207H24ZM39 208V207H38ZM112 208V207H111ZM110 208V209H111ZM137 208V207H136ZM142 208H144L143 206H142ZM160 208V207H159ZM184 208V207H183ZM28 209V208H27ZM26 209V210H27ZM41 209V208H40ZM98 209V208H97ZM114 209V208H113ZM162 209V208H161ZM164 209V208H163ZM172 209V208H171ZM176 209V208H175ZM246 209V208H245ZM105 210V209H104ZM133 210H134V208H133ZM165 210V209H164ZM173 210V209H172ZM185 210V209H184ZM187 210H189V209H187ZM34 211V210H33ZM96 211V210H95ZM103 211V210H102ZM106 211V210H105ZM170 211V210H169ZM177 211V210H176ZM195 211V210H194ZM35 212V211H34ZM117 212V211H116ZM153 212V211H152ZM166 212V211H165ZM179 212V211H178ZM182 212V211H181ZM180 212V213H181ZM191 212V211H190ZM196 212V211H195ZM194 212V213H195ZM199 212V211H198ZM226 212H228V211H226ZM234 212V211H233ZM250 212V211H249ZM248 212V213H249ZM257 212V211H256ZM36 213V212H35ZM157 213L158 214H162V213H159L158 211H157ZM255 213V212H254ZM21 214V213H20ZM103 214V213H102ZM141 214V213H140ZM149 214H150V212H149ZM167 214H169V212L167 213ZM171 214V213H170ZM191 214H192V212H191ZM202 214V213H201ZM222 214V213H221ZM251 214V213H250ZM94 215V214H93ZM99 215V214H98ZM97 214H96V216L95 217H97L98 216ZM100 215H101V213H100ZM142 215V214H141ZM172 215H174V214H172ZM181 215V214H180ZM186 215V214H185ZM200 215V214H199ZM212 215V214H211ZM28 216V215H27ZM143 216H145V215H143ZM146 216H147V213H146ZM165 216H166V213H165ZM178 216V217H177ZM175 218L177 219V218H179V214L177 215ZM198 216V215H197ZM213 216V215H212ZM258 216V215H257ZM260 216V215H259ZM19 217V216H18ZM18 217H16V218H18ZM21 217V216H20ZM33 217V216H32ZM45 217V216H44ZM134 217H135V215H134ZM154 217V216H153ZM157 217V216H156ZM159 217V216H158ZM163 217V216H162ZM169 217V216H168ZM251 217V216H250ZM253 217V216H252ZM262 217H264V216H262ZM22 218V217H21ZM46 218V217H45ZM131 218V217H130ZM167 218V217H166ZM201 218V217H200ZM255 218V217H254ZM259 218V217H258ZM15 219V218H14ZM96 219V218H95ZM99 219V218H98ZM135 219H137V216H136V218ZM152 219V218H151ZM179 219H181V217L179 218ZM198 219H199V216H198ZM205 219V218H204ZM203 219V220H204ZM253 219V218H252ZM16 220V219H15ZM30 220H32L33 221V219H30ZM140 220V219H139ZM144 220V219H143ZM150 220V219H149ZM157 220V219H156ZM155 220V221H156ZM163 220V219H162ZM168 220V219H167ZM202 220V221H203ZM219 220V219H218ZM255 220V219H254ZM19 221V220H18ZM23 221H24V219H23ZM123 221V220H122ZM134 221V220H133ZM154 221V220H153ZM161 221V220H160ZM165 221V220H164ZM170 221V220H169ZM173 221V220H172ZM185 221V220H184ZM208 221V220H207ZM212 221V220H211ZM237 221V220H236ZM9 222V223H8ZM21 222V221H20ZM26 222H27V220H26ZM37 222V221H36ZM144 222V221H143ZM151 222V221H150ZM158 222V221H157ZM163 222V221H162ZM193 222V221H192ZM191 222V223H192ZM244 222V221H243ZM254 222V221H253ZM13 223V222H12ZM119 223V222H118ZM136 223V222H135ZM148 223V222H147ZM146 223V224H147ZM154 222H152V224H153ZM161 223V222H160ZM175 223V222H174ZM176 223H178L177 221H176ZM188 223H189V221H188ZM187 223V224H188ZM195 223V222H194ZM208 223V222H207ZM227 223H228V221H227ZM235 223H237V222H235ZM251 223V222H250ZM256 223V222H255ZM14 224H15V222H14ZM20 224V223H19ZM25 224V223H24ZM168 224V223H167ZM203 224H205V222L203 223ZM213 224V223H212ZM8 225V226H9ZM13 225V224H12ZM12 225H10V226H12ZM21 225V224H20ZM150 225V224H149ZM160 225V224H159ZM165 225V224H164ZM174 225V224H173ZM178 225V224H177ZM182 225V224H181ZM199 224L197 223V226H198ZM208 225V224H207ZM210 225H211V223H210ZM214 225V224H213ZM253 225V224H252ZM257 225V224H256ZM4 226H6V225H4ZM9 226V227H10ZM23 226V225H22ZM99 226V225H98ZM140 226V225H139ZM142 226V225H141ZM155 226H156V223H155ZM169 226H171L170 225V223H169ZM187 226V225H186ZM194 226V225H193ZM195 226H196V224H195ZM200 226V225H199ZM209 226V225H208ZM235 226H237L236 224H235ZM9 227H7V228H9ZM13 227H14V225H13ZM24 227V226H23ZM33 227V226H32ZM84 227V226H83ZM114 227V226H113ZM130 227V226H129ZM145 227V226H144ZM216 227V226H215ZM238 227V226H237ZM11 228V227H10ZM19 228V227H18ZM30 228V227H29ZM127 228V227H126ZM125 228V229H126ZM147 228V227H146ZM145 228V229H146ZM166 228V227H165ZM184 228V227H183ZM192 228V227H191ZM193 228H195V227H193ZM201 228V227H200ZM259 228V227H258ZM262 228V227H261ZM17 229V228H16ZM20 229V228H19ZM21 229H23V228H21ZM27 228L25 227V230H26ZM34 229V228H33ZM36 229V228H35ZM34 229V230H35ZM42 229V228H41ZM124 229V230H125ZM129 229H131V228H129ZM152 229V228H151ZM162 230L164 229V228H161ZM196 229V228H195ZM197 229H198V227H197ZM251 230H252V228H250ZM31 230V229H30ZM86 230V229H85ZM109 230V229H108ZM132 230V229H131ZM144 230V229H143ZM147 230H148V228H147ZM176 230V229H175ZM212 230V229H211ZM226 230V229H225ZM2 231V230H1ZM8 231H9V229H8ZM11 231H12V229H11ZM14 231V230H13ZM109 231H111V230H109ZM118 232H119V230H117ZM126 231V230H125ZM146 231V230H145ZM168 231V230H167ZM190 231V230H189ZM248 231V230H247ZM10 232V231H9ZM36 232V231H35ZM46 232V231H45ZM124 232V231H123ZM129 232V231H128ZM130 232H132V231H130ZM129 232V233H130ZM135 232V231H134ZM149 232H151V231H149ZM160 232V231H159ZM178 232V231H177ZM198 232V231H197ZM196 232V233H197ZM251 232V231H250ZM256 232V231H255ZM4 233H6V232H4ZM113 233V232H112ZM141 233V232H140ZM146 233V232H145ZM144 233V234H145ZM148 233V232H147ZM174 233H176V232H174ZM180 233V232H179ZM178 233V234H179ZM181 233H183L182 231H181ZM195 233V232H194ZM216 233V232H215ZM1 234V233H0ZM3 234V233H2ZM77 234V233H76ZM137 234V233H136ZM156 234V232L154 233V235ZM161 234V233H160ZM200 234V233H199ZM212 234V233H211ZM5 235V234H4ZM23 235V234H22ZM37 235V234H36ZM44 236H45V234H43ZM87 235V234H86ZM126 235V234H125ZM141 235V234H140ZM159 235V234H158ZM200 235H202V234H200ZM96 236H97V233H96ZM151 236H153V235H151ZM228 236V235H227ZM232 236V235H231ZM234 236V235H233ZM24 237H25V235H24ZM23 237V238H24ZM77 237V236H76ZM81 237V236H80ZM92 236H90V238H91ZM94 237V236H93ZM165 237H167V236H165ZM165 237H163V238H165ZM175 237V236H174ZM177 237V236H176ZM179 237H181L180 235H179ZM199 237V236H198ZM206 237V238H205ZM252 237V236H251ZM263 234L261 233V234H259V233H255L254 234V236H253V244H252V246L254 247L255 246V244H256V242H258V241H262L263 240ZM158 238H159V236H158ZM183 238V237H182ZM202 238H204L205 240H204V242L205 243H203L202 242V245H203V247L205 246H208L209 244L211 245V243L212 242H216V238H215V234H214V236L212 235V236H205L204 235V237H202ZM25 239V238H24ZM78 239V238H77ZM82 239V238H81ZM160 239H162V238H160ZM168 239V238H167ZM188 239V238H187ZM199 239V238H198ZM92 240V239H91ZM94 240H97V239H94ZM156 240H157V238H156ZM159 240V239H158ZM183 240V239H182ZM4 241V240H3ZM40 241V240H39ZM93 241V240H92ZM150 241V240H149ZM189 241V240H188ZM201 241V240H200ZM222 241H224V240H222ZM227 241H229V240H227ZM230 241H231V243H232V240L230 239ZM83 242H84V240H83ZM97 242V241H96ZM157 242V241H156ZM159 242V241H158ZM198 242V241H197ZM235 242V241H234ZM6 243V242H5ZM80 243H81V241H80ZM91 243V242H90ZM94 243V242H93ZM92 243V244H93ZM98 243H100V242H98ZM152 243H153V241H152ZM183 243V242H182ZM220 243H221V241H220ZM240 243V242H239ZM32 244V243H31ZM75 244V243H74ZM102 244V243H101ZM144 244H146V243H144ZM165 244V243H164ZM188 244V243H187ZM186 244V245H187ZM217 244V243H216ZM230 244V243H229ZM234 244V243H233ZM258 244H260V243H258ZM8 245V244H7ZM28 245H30V244H28ZM34 245V244H33ZM37 245V244H36ZM89 245V244H88ZM163 245V244H162ZM184 245V244H183ZM193 245V244H192ZM214 245V244H213ZM213 245H211V248L213 249ZM224 245V244H223ZM226 245V244H225ZM6 246V245H5ZM19 246V245H18ZM71 246V245H70ZM77 246H78V244H77ZM80 246V245H79ZM81 246H82V243H81ZM97 246V245H96ZM177 246V245H176ZM230 246V245H229ZM247 246V245H246ZM263 248H264V243L262 242V245H261ZM7 247H9V246H7ZM6 247V248H7ZM10 247H12V245L10 246ZM37 247H38V245H37ZM58 247H60V246H58ZM84 247V246H83ZM88 247V246H87ZM98 247V246H97ZM107 247V246H106ZM109 247V246H108ZM107 247V248H108ZM178 247V246H177ZM209 247V246H208ZM216 247V246H215ZM257 247V246H256ZM24 248V247H23ZM54 248V247H53ZM74 248V247H73ZM107 248H105V249H107ZM110 248V247H109ZM118 248V247H117ZM160 248V247H159ZM187 248V247H186ZM193 248V247H192ZM216 248H218V247H216ZM221 248H222V246H221ZM233 248V246L231 247V249ZM0 249H1V247H0ZM46 249V248H45ZM71 249V248H70ZM75 249V248H74ZM74 249H72V250H74ZM84 249V248H83ZM90 249V248H89ZM88 249V250H89ZM93 249V253H94V255H93V258H94V256L97 258L98 257V253H97V251L94 249V248H92ZM101 249H102V247H101ZM179 249H180V247H179ZM218 249H220V248H218ZM224 249V248H223ZM226 249V248H225ZM256 249V248H255ZM258 249V248H257ZM4 250V249H3ZM34 250H35V248H34ZM41 250V249H40ZM87 250V249H86ZM100 250V249H99ZM121 250V249H120ZM119 250V251H120ZM134 250V249H133ZM153 250V249H152ZM252 250V249H251ZM254 250V249H253ZM6 251V250H5ZM33 251V250H32ZM42 251V250H41ZM48 251V250H47ZM63 251V250H62ZM90 251V250H89ZM110 251V250H109ZM108 251V252H109ZM118 251V252H119ZM182 251V250H181ZM184 251H186L185 249H184ZM223 251V250H222ZM221 251V253H223ZM249 251V250H248ZM257 251V250H256ZM259 251V250H258ZM264 251V250H263ZM16 252V251H15ZM38 252V251H37ZM44 252L46 253V251L44 250ZM49 252V251H48ZM91 252V251H90ZM106 252V251H105ZM115 252V251H114ZM122 252V251H121ZM188 252V251H187ZM233 252V251H232ZM250 252V251H249ZM1 253V252H0ZM18 253V252H17ZM124 253V252H123ZM126 253V252H125ZM124 253V254H125ZM188 253H190V252H188ZM214 253H216V252H214ZM264 253V252H263ZM37 254V253H36ZM41 254V253H40ZM48 254V253H47ZM82 255H83V252L81 253ZM86 254H88V252L86 253ZM90 254H92V253H90ZM89 254V255H90ZM116 254H117V252H116ZM120 254V253H119ZM118 254V255H119ZM204 254V253H203ZM225 254V253H224ZM21 255V254H20ZM64 255V254H63ZM89 255H87V257L89 256ZM104 255V254H103ZM120 255H122V254H120ZM237 255V254H236ZM49 256V255H48ZM105 256V255H104ZM117 256V255H116ZM131 256H132V254H131ZM186 256V255H185ZM184 256V257H185ZM192 256V255H191ZM10 257V256H9ZM85 257V256H84ZM86 257V258H87ZM92 257V256H91ZM108 257V256H107ZM110 257H113V256H110ZM118 257H120V256H118ZM127 257V256H126ZM66 258V257H65ZM64 258V259H65ZM86 258H84V259H86ZM100 258V257H99ZM223 258V257H222ZM19 259V258H18ZM63 259V258H62ZM70 259V258H69ZM98 259V258H97ZM130 259V258H129ZM256 259V258H255ZM11 260V259H10ZM17 260V259H16ZM43 260V259H42ZM72 260V259H71ZM100 260V259H99ZM119 260H122L121 258H119ZM166 260V259H165ZM191 260V259H190ZM195 260H196V258H195ZM226 260H228V259H226ZM241 260V259H240ZM264 260V259H263ZM8 261V260H7ZM30 261V260H29ZM45 261H47V260H45ZM50 261V260H49ZM87 261V260H86ZM93 261H94V259H93ZM93 261H90V262H92L93 264H95ZM129 261V260H128ZM131 261V260H130ZM138 261H139V259H138ZM224 261V260H223ZM232 261V260H231ZM8 262H10V261H8ZM62 262V261H61ZM97 262V261H96ZM100 262H102L103 263V261H100ZM122 262V261H121ZM133 262V261H132ZM175 262L178 264L179 263V260L177 259V258H175ZM250 262V261H249ZM65 263V262H64ZM85 263V262H84ZM91 263V264H92ZM140 263H141V261H140ZM193 263V262H192ZM221 263H223V262H221ZM220 263V264H221ZM234 263V262H233ZM241 263V262H240ZM59 264V263H58ZM85 264H87V263H85ZM90 264V263H89ZM131 264V263H130ZM193 264H199V262H197V261H195V263H193ZM239 264V263H238Z\"/></svg>",
	"mask_w": 264,
	"mask_h": 264
},
{
	"label": "crops",
	"instance_id": "obj_3",
	"mask_svg": "<svg viewBox=\"0 0 264 264\" xmlns=\"http://www.w3.org/2000/svg\"><path fill=\"white\" fill-rule=\"evenodd\" d=\"M243 1H247V0H243ZM247 7L249 8V12L251 14V16L253 17V19L256 22H260L259 19H256V14H257V6H256V0H248L247 1Z\"/></svg>",
	"mask_w": 264,
	"mask_h": 264
}]
</instances>
